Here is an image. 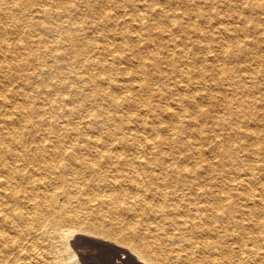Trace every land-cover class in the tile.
<instances>
[{
    "label": "bare ground",
    "instance_id": "6f19581e",
    "mask_svg": "<svg viewBox=\"0 0 264 264\" xmlns=\"http://www.w3.org/2000/svg\"><path fill=\"white\" fill-rule=\"evenodd\" d=\"M140 1L0 0V264H264V0Z\"/></svg>",
    "mask_w": 264,
    "mask_h": 264
},
{
    "label": "rangeland",
    "instance_id": "374dc122",
    "mask_svg": "<svg viewBox=\"0 0 264 264\" xmlns=\"http://www.w3.org/2000/svg\"><path fill=\"white\" fill-rule=\"evenodd\" d=\"M200 1V0H199ZM140 2H142V0L140 1ZM205 8H207V7H205ZM215 9H216V11L217 12H219L218 11V9L220 10V8H219V6H216L212 11H215ZM222 13V12H221ZM205 28L207 29V30H212V28L209 26V25H207V26H205ZM186 46H188L189 47V49L190 48H192V46H190V45H187L186 44ZM191 75H193V74H191ZM151 81H153V80H151ZM152 100H153V102H156V100H155V98H152ZM210 107V106H209ZM211 108V107H210ZM77 242V241H76ZM75 242V245L78 243V245H79V247H75L76 248V250L78 251H81V249L83 250L81 253H83L82 255H83V257H84V260L86 261V263L87 264H105V263H107V264H122V263H120V261H118V260H121V259H124V257H125V255L124 254H122L120 251H118V250H116L115 252H116V255H113V254H111V253H109L108 252V248H105V247H101L100 245H98L97 247L96 246H94L95 247V249H92V248H87L88 247V245L90 246V244H88V243H86V244H84L83 243V241H81V240H79L77 243ZM88 244V245H87ZM81 245H82V247H81ZM87 245V246H86ZM86 246V247H85ZM84 247V248H83ZM81 248V249H80ZM101 249V250H100ZM104 249V250H103ZM88 252H87V251ZM89 251H90V253H89ZM93 251V252H92ZM92 252V253H91ZM104 253H106V254H104ZM121 253V254H120ZM92 254V255H91ZM95 257H94V256ZM121 255H122V257H121ZM91 257V258H90ZM88 258V259H87ZM119 258V259H118ZM106 259V260H105ZM113 260V262H112V260ZM117 259V260H116ZM99 260V261H98ZM133 260L135 261L136 259L135 258H133ZM95 261V262H94ZM115 261V262H114ZM137 261V260H136ZM91 262V263H90ZM110 262V263H109ZM112 262V263H111ZM117 262V263H116ZM133 264V261H127L126 263H123V264Z\"/></svg>",
    "mask_w": 264,
    "mask_h": 264
}]
</instances>
